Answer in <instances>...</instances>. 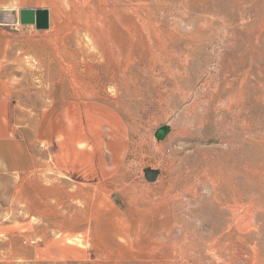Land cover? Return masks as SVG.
<instances>
[{
  "label": "rangeland",
  "instance_id": "rangeland-1",
  "mask_svg": "<svg viewBox=\"0 0 264 264\" xmlns=\"http://www.w3.org/2000/svg\"><path fill=\"white\" fill-rule=\"evenodd\" d=\"M240 1L0 0V264H264V0Z\"/></svg>",
  "mask_w": 264,
  "mask_h": 264
},
{
  "label": "bare ground",
  "instance_id": "bare-ground-1",
  "mask_svg": "<svg viewBox=\"0 0 264 264\" xmlns=\"http://www.w3.org/2000/svg\"><path fill=\"white\" fill-rule=\"evenodd\" d=\"M239 1V4H240V0ZM253 1V0H252ZM254 1H257V0H254ZM226 2V1H225ZM242 3V2H241ZM237 6V5H236ZM231 13V12H230ZM232 15V14H231ZM91 24V23H90ZM102 24V22H101ZM126 27V26H125ZM126 32V31H125ZM127 33V32H126ZM124 35V34H123ZM123 39H125V36L122 37ZM128 40V39H127ZM119 43V42H118ZM232 59V58H231ZM241 59H245V58H241ZM241 59L238 58V59H234V63L237 65V64H240L241 62ZM229 61H230V58H229ZM230 63H233V62H230ZM231 66V65H230ZM117 67V66H116ZM123 67V66H122ZM241 68V66H238ZM228 68V66H227ZM240 68H237V69H240ZM92 69V68H91ZM120 69V68H119ZM126 67L122 70V75L124 76V73L126 72ZM226 70V69H225ZM224 70V71H225ZM235 70V69H233ZM107 71V70H106ZM115 72V71H114ZM91 73V72H90ZM246 73V72H245ZM115 73H110V72H106V79L108 78V81L111 82V81H114V78H115ZM236 79L231 81V82H228L224 77L222 79V83L220 84L219 88L216 90L215 92V97L220 101V99H222L223 97H225L227 94L229 93H234V89H235V83H238L239 86H238V91L237 93L238 94H244V95H250V93H244L243 91L245 92H248L250 90V84L248 82V79L247 77H245L246 75L244 74V77L241 76V74L239 75L237 72H236ZM248 75V74H247ZM121 76V75H120ZM99 77V76H98ZM98 79V78H97ZM125 79V77H124ZM97 81V80H96ZM100 82V81H99ZM98 82V83H99ZM102 82V81H101ZM126 82V81H125ZM95 84V83H94ZM99 86V85H98ZM89 87V85H88ZM87 87V88H88ZM96 87V85H95ZM94 90V89H93ZM230 91V92H229ZM88 92V91H87ZM92 96V95H90ZM95 97V96H94ZM92 102V101H91ZM209 109L206 110V112L208 111ZM226 179V178H224ZM228 179V178H227ZM231 180V179H230ZM245 181L248 182V185L250 187H253V184L255 182V178H251V179H248L246 178ZM244 181V182H245Z\"/></svg>",
  "mask_w": 264,
  "mask_h": 264
},
{
  "label": "water",
  "instance_id": "water-1",
  "mask_svg": "<svg viewBox=\"0 0 264 264\" xmlns=\"http://www.w3.org/2000/svg\"><path fill=\"white\" fill-rule=\"evenodd\" d=\"M35 13L33 11H23L22 12V22L23 23H32L34 22ZM36 21L39 27H44L46 25V13H37L36 14ZM166 133V128L162 127L156 131V138L163 139ZM146 180L148 182H153L155 180V175L153 173L147 172L146 173ZM113 199L118 203L121 207V204L118 202L117 197L113 196Z\"/></svg>",
  "mask_w": 264,
  "mask_h": 264
},
{
  "label": "crops",
  "instance_id": "crops-1",
  "mask_svg": "<svg viewBox=\"0 0 264 264\" xmlns=\"http://www.w3.org/2000/svg\"><path fill=\"white\" fill-rule=\"evenodd\" d=\"M5 157H6V156H4V151L1 150V151H0V171H1V170H5V167H6V163L4 162ZM7 158H8V157H6V159H7ZM12 169H15V168H12Z\"/></svg>",
  "mask_w": 264,
  "mask_h": 264
}]
</instances>
